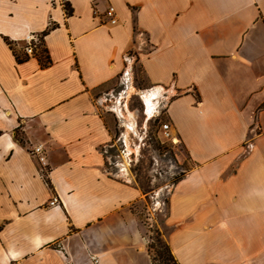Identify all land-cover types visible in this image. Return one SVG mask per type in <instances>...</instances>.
I'll return each instance as SVG.
<instances>
[{
    "label": "crops",
    "instance_id": "obj_1",
    "mask_svg": "<svg viewBox=\"0 0 264 264\" xmlns=\"http://www.w3.org/2000/svg\"><path fill=\"white\" fill-rule=\"evenodd\" d=\"M65 2L70 14L60 0H0V264H152L134 212L136 148L113 140L94 98L135 61L152 101L168 99L188 165L160 222L172 254L264 264V0ZM28 32L41 36L33 55Z\"/></svg>",
    "mask_w": 264,
    "mask_h": 264
},
{
    "label": "rangeland",
    "instance_id": "obj_2",
    "mask_svg": "<svg viewBox=\"0 0 264 264\" xmlns=\"http://www.w3.org/2000/svg\"><path fill=\"white\" fill-rule=\"evenodd\" d=\"M65 2V0H60ZM133 53H128L132 58ZM149 87L140 64L135 61L132 73L124 72L120 78L96 91L94 98L104 109L107 121L113 127L112 138L118 144L122 135H127L129 146L136 148L130 164L134 184L141 192V199L134 205V212L142 227L146 244L155 243V237L165 240L160 222L166 213L168 190L175 178L188 168L186 160L179 156L183 147L178 141L172 143L165 138L160 126L166 121L163 95L156 96L154 113L146 110L141 97ZM121 114V115H120ZM3 124H0V133ZM22 138L19 126L9 125L7 131ZM122 139V138H121Z\"/></svg>",
    "mask_w": 264,
    "mask_h": 264
},
{
    "label": "built area",
    "instance_id": "obj_3",
    "mask_svg": "<svg viewBox=\"0 0 264 264\" xmlns=\"http://www.w3.org/2000/svg\"><path fill=\"white\" fill-rule=\"evenodd\" d=\"M63 3V2H61ZM104 16L109 24H116L118 21V17L115 11V8L113 5L108 4L104 10ZM24 45H23V51L26 55H33L36 52V48L40 46L41 43V36L36 35L33 32H28L25 37L23 38ZM160 131L162 135L169 139L172 143H177L179 140L170 132L169 124L167 122H163L160 126ZM31 155L35 158L38 169L40 174L46 178L48 173V161L46 156V150L44 146L41 143L35 144L31 146L30 148ZM58 200L55 195H53L49 201L48 204L51 206L57 205ZM61 251V249H58ZM94 262H97L96 257H91Z\"/></svg>",
    "mask_w": 264,
    "mask_h": 264
},
{
    "label": "trees",
    "instance_id": "obj_4",
    "mask_svg": "<svg viewBox=\"0 0 264 264\" xmlns=\"http://www.w3.org/2000/svg\"><path fill=\"white\" fill-rule=\"evenodd\" d=\"M62 6H63V9L65 11V14L71 13V9H70L69 4L67 2H64ZM53 26L54 25H50L47 28V30L52 28ZM46 31H44L42 33V35L45 34ZM7 42L9 44V46H12L11 41L7 40ZM42 51H43V49L41 50V52ZM16 58L19 60V57L17 55H16ZM41 61L43 63L46 62V60H44V59H41ZM13 138H15L18 141H21L20 139H18L16 137V135H14ZM182 175H183V172L175 178L174 182L176 180H178ZM45 181L47 183H49L47 178H45ZM147 252L149 254V257H150L152 264H179L178 261L176 260V258L174 257V255L172 254L167 241L158 237V236L155 237V243H148L147 244Z\"/></svg>",
    "mask_w": 264,
    "mask_h": 264
},
{
    "label": "bare ground",
    "instance_id": "obj_5",
    "mask_svg": "<svg viewBox=\"0 0 264 264\" xmlns=\"http://www.w3.org/2000/svg\"><path fill=\"white\" fill-rule=\"evenodd\" d=\"M153 95H154L153 91H145L141 93V97L143 98V101L146 104V110L148 112H152V109H153V101H152Z\"/></svg>",
    "mask_w": 264,
    "mask_h": 264
}]
</instances>
